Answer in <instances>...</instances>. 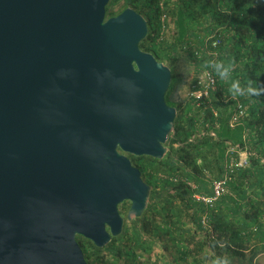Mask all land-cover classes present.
<instances>
[{
  "label": "water",
  "instance_id": "obj_1",
  "mask_svg": "<svg viewBox=\"0 0 264 264\" xmlns=\"http://www.w3.org/2000/svg\"><path fill=\"white\" fill-rule=\"evenodd\" d=\"M108 2L0 0V264H88L77 236L103 247L148 205L127 154H165L172 72Z\"/></svg>",
  "mask_w": 264,
  "mask_h": 264
},
{
  "label": "trees",
  "instance_id": "obj_2",
  "mask_svg": "<svg viewBox=\"0 0 264 264\" xmlns=\"http://www.w3.org/2000/svg\"><path fill=\"white\" fill-rule=\"evenodd\" d=\"M170 2L175 6L168 7ZM140 3V0H127L122 9L132 7L148 19V33L139 46L151 52L159 61L169 60L172 72L170 87H175V84L181 81V76L174 71L178 58L168 55L166 51L170 50L173 44L167 42L160 34L162 24L159 19V0H145ZM162 9L166 14L171 12L170 14L178 17L177 25L185 30L188 42L197 43L193 50L189 45L186 48V57L191 59L195 67L206 68L208 61H222L231 64L232 71L230 77L221 80L215 69L210 67L217 78V89L210 103L216 115L210 107L203 106L197 107L196 111L189 115L187 113L191 110L190 104L182 108L183 99L175 102L171 97L175 91H171L170 96L166 92V102L176 110L182 109L183 113L175 116L173 132L167 139L171 149L178 144L177 159L183 165H177L171 159L170 153L161 159L130 155L131 162L140 170L141 175L146 169L161 171L163 177L160 183L158 182L161 191L173 190L167 193L163 202L151 201L141 218L146 221L148 233L166 237L175 249L176 259L181 260L182 264H200L199 255L205 249L217 257L225 254L231 259L230 264H234L233 259L243 260L247 253L252 257L258 252H264V94L238 96L239 101L247 105L243 118V127L247 129V143L241 142L240 148L249 152V165H233L227 181L229 192L216 199L210 206L193 199L192 194L211 193L210 188L199 178L204 175L203 172L213 179L224 177L227 169L218 157L219 140L207 137L205 133L196 140H191L190 136L198 131L197 124L200 130L204 131L208 126L224 121L221 101L232 96L229 88L233 80H239L240 89H246L249 80L253 81L254 85H264V0H162ZM105 11L109 15H115L108 10V5ZM153 11L156 13L154 22L151 19ZM215 37L219 38V43L217 46H211L209 41ZM206 39L208 49L216 51L215 56L204 52L199 56L195 54L196 50L200 51L204 46ZM188 42L178 40L180 45ZM196 160H200L201 164H196ZM188 165L191 169L185 168ZM144 174L147 183L152 187L157 186L154 174ZM175 175H178V179L173 181L171 177ZM190 181L195 183L194 189L188 185ZM192 191L194 192L191 193ZM157 216L161 219V224L156 221ZM202 217L207 220L211 230V234L204 240L195 239L197 229L202 227ZM187 222H192L195 230L187 226ZM125 233L126 231L123 235ZM115 240L116 237H111L104 249L115 252L116 255L122 251L128 260L124 264H137V250L143 253L150 251L151 241L143 239L138 229L126 235L127 243L122 245L121 249L115 244ZM77 241L87 262L92 256L95 264H117L116 261L109 262L99 256V248L90 240L77 236ZM84 243L87 244V251ZM212 253L210 256L214 258Z\"/></svg>",
  "mask_w": 264,
  "mask_h": 264
},
{
  "label": "rangeland",
  "instance_id": "obj_3",
  "mask_svg": "<svg viewBox=\"0 0 264 264\" xmlns=\"http://www.w3.org/2000/svg\"><path fill=\"white\" fill-rule=\"evenodd\" d=\"M141 3L145 2V0H140ZM143 1V2H142ZM127 0H109L108 2V10L114 14H117L122 10V7L126 5ZM140 3V4H141ZM175 6L173 2H170L168 7H173ZM171 12H168L166 15V24L161 30V36L164 37V39L167 40V42L173 44V47H171L170 50H167L166 52L168 55L171 56H176L178 60L175 62V73L179 74L181 76V81L175 84V87H169L167 91V95L170 96L171 91H175L172 93L171 97L174 99L175 102H177L179 99H183V104L182 108L185 107V105L190 104V97H189V92L191 91V87L196 81L198 80H203V69L204 66H198L195 67V64L191 61V59L186 57V48L187 45H189L190 49L193 50V47L197 45L196 42H188L189 39L186 38L185 30H182L181 28L178 27L177 19L178 17L173 16L170 14ZM110 16L107 11H106V17ZM156 13L153 11L151 12V19L152 22L155 21ZM161 16V15H160ZM179 39L186 40L188 43H184L180 45L178 43ZM192 41V40H191ZM208 41V39L206 40ZM184 42V41H183ZM195 50V49H194ZM199 50V49H198ZM165 64H167L170 68L171 65L169 63L168 59H163ZM175 80V77H174ZM175 83V82H174ZM173 88V90H172ZM239 100L238 96H229L225 98L222 102V111H223V117L224 121L222 123H216L214 125L208 126L206 129L200 130L199 124H197V129L198 131L195 132V134H192L190 136V139H198L202 135H207V137H212L213 139L219 140L218 144V157L219 160L223 163L224 167L227 169L225 172L224 176L229 177L231 174V166H230V161H242V159H246L248 161V153L244 152L245 150L241 149L240 145L241 142L247 143L246 139V134H247V129L243 127L244 124V116L240 121H237L233 124L230 123V117L232 112L235 109L236 102ZM191 110L187 113L189 115H192L195 111L196 108L195 106L192 107L190 105ZM183 114L182 109L176 110V115L177 114ZM245 115V114H244ZM205 133V134H204ZM166 147V152L170 153L171 159L175 161L177 165H183V163H180L179 160L177 159V147L178 144L174 145V149H171V146L169 143L164 144ZM251 153V152H250ZM164 154V155H165ZM163 155V156H164ZM262 161H264V157L262 158ZM145 163V162H144ZM249 163V161H248ZM196 164L200 165L201 162L200 160H196ZM247 167V166H245ZM187 169H191V166H185ZM144 173H152L156 177L157 183L162 180L163 174L161 171H156L153 169H146L143 174L141 175L142 179L146 178V175ZM203 176H199L201 181L205 183V185L208 187L210 184V180L213 179L212 176H210L208 173L203 172ZM178 176V175H177ZM157 184V186L152 187L151 186V192L149 195V203L151 201H158L163 202L164 197L167 195L168 192H172L173 190L170 189L169 191H161L160 189V184ZM188 185L191 187V189L195 188V183L194 182H188ZM190 189V190H191ZM189 190V191H190ZM192 191L191 193H193ZM155 194V195H154ZM127 202V201H126ZM125 209H121V213L123 216H125ZM142 215V214H141ZM204 217V216H203ZM156 221L161 224V219L159 216L156 217ZM146 221L140 217L132 218L131 220H126L124 219L123 223V228L122 231L119 235L115 236V244L118 246L119 249L122 248V245L127 243L126 241V235H128L132 230L138 229L140 231L141 236L143 239L150 240L151 245H150V251L148 253H143L142 251H136V263L137 264H182L181 260L176 259V253L175 249L172 246L171 243L166 240L165 236H152L150 233L147 232L146 228ZM187 226H190L192 230H195V226L192 225V222H187ZM124 231L126 233L123 235ZM211 234L210 226L208 225L207 220L204 218V223H202V227L197 229L196 238L195 239H206L207 236ZM129 243V242H128ZM84 246L87 247V244L84 243ZM166 246V248H165ZM98 248V247H97ZM88 247L86 248L85 251H87ZM83 251V250H82ZM99 256H103L104 260L109 261V262H114L116 261L117 264H124L127 263L128 260L126 259L125 255L120 251V254L116 255L115 252H109L103 247H100L99 250L97 251ZM211 251H208L207 249L203 250L202 253L199 255V262L200 264H212V262L217 258V255H215L214 258L210 256ZM226 256L225 254L222 253V257ZM231 261V259H229ZM234 264H264V252H258V254L254 256H249V253H247V257L243 260L240 259H233ZM88 262L95 264V262L92 260V256L88 259ZM87 262V263H88ZM178 262V263H177ZM107 264V263H106Z\"/></svg>",
  "mask_w": 264,
  "mask_h": 264
},
{
  "label": "built area",
  "instance_id": "obj_4",
  "mask_svg": "<svg viewBox=\"0 0 264 264\" xmlns=\"http://www.w3.org/2000/svg\"><path fill=\"white\" fill-rule=\"evenodd\" d=\"M159 7H160V22H161V28H160V34H161V30L162 28L165 26L166 24V13L163 11L162 9V0H159ZM207 40V39H206ZM205 40L204 42V46L199 50L195 51V54H197L198 56L201 55V52H204L206 54H212V56L216 55V51L213 50L211 51L210 49H208V42ZM209 43L211 44V46H217L219 43V38L215 37L214 39H212L211 41H209ZM212 61V60H211ZM208 61L206 63V66L211 62ZM203 76L204 79L198 80L196 81V83H194L192 85V89L189 92V97H190V105H192V107L195 106V108L203 106V107H210L211 108V104L212 103V95L215 92V90L217 89V78L214 75L213 71L210 69V67H204L203 71ZM247 109V105L242 104L239 100L236 102L235 105V109L231 114V119H230V123L233 124L237 121H240L242 119V117L245 114V111ZM211 110L213 111V114L216 115V111H214V109L211 108ZM233 165L235 166H242L245 167L247 165H249L248 161L246 159H240V161L236 160V161H230V166L231 168L233 167ZM173 181H176L178 179V177L175 175L173 177H171ZM227 177L224 176L222 178H217V179H211L210 180V184H209V188L211 190V193L209 195H206L204 193H193L192 194V198L202 202L205 206L207 205H212L214 203V201L216 199H218L219 197H221L222 195L228 193L229 189L227 186ZM202 223H204V218L202 217Z\"/></svg>",
  "mask_w": 264,
  "mask_h": 264
},
{
  "label": "clouds",
  "instance_id": "obj_5",
  "mask_svg": "<svg viewBox=\"0 0 264 264\" xmlns=\"http://www.w3.org/2000/svg\"><path fill=\"white\" fill-rule=\"evenodd\" d=\"M208 67H213L217 73V75L224 80L226 77H230V73L232 71L231 64H225L222 61H212L208 65ZM248 87L246 89H240L239 80H233L232 84L229 88V92L233 96H259L264 94V85H254V82L249 80ZM212 264H230V260L227 256L217 257Z\"/></svg>",
  "mask_w": 264,
  "mask_h": 264
},
{
  "label": "flooded vegetation",
  "instance_id": "obj_6",
  "mask_svg": "<svg viewBox=\"0 0 264 264\" xmlns=\"http://www.w3.org/2000/svg\"><path fill=\"white\" fill-rule=\"evenodd\" d=\"M130 155L131 154H127V156L129 157V159H130V161H131V158H130ZM132 164H133V162H131ZM141 173V172H140ZM144 180V179H143ZM145 181V180H144ZM149 184V183H148ZM150 185V184H149ZM150 192H151V186H150V191H149V195H150ZM128 205H129V202L127 201H123V202H121L119 205H118V210H119V212L121 213V209L122 208H126L127 209V207H128ZM126 209H125V213H126ZM122 214V213H121ZM125 217V216H124Z\"/></svg>",
  "mask_w": 264,
  "mask_h": 264
}]
</instances>
